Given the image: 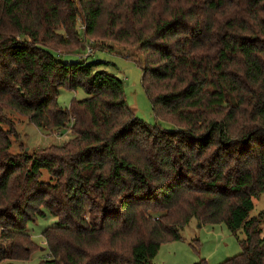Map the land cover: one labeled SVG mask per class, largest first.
Listing matches in <instances>:
<instances>
[{"label":"trees","instance_id":"obj_1","mask_svg":"<svg viewBox=\"0 0 264 264\" xmlns=\"http://www.w3.org/2000/svg\"><path fill=\"white\" fill-rule=\"evenodd\" d=\"M109 7L111 33L137 45L143 89L172 130L136 117L99 62H64L50 46L64 41L58 26L78 39V18L93 33ZM61 88L87 96L63 108ZM12 111L72 138L11 152ZM260 194L264 0H0V264L29 259L27 223L46 213L56 224L39 264H153L191 219L245 234L219 264H264V209L249 218Z\"/></svg>","mask_w":264,"mask_h":264},{"label":"rangeland","instance_id":"obj_2","mask_svg":"<svg viewBox=\"0 0 264 264\" xmlns=\"http://www.w3.org/2000/svg\"><path fill=\"white\" fill-rule=\"evenodd\" d=\"M60 4L62 18L68 19L67 6ZM108 12L99 21L93 33L87 34L83 22L78 18L75 22V36H69L62 27H57L59 34H62L60 44H50L55 52L60 55L59 59L64 62L74 61H95L98 66L106 70L124 82V97L128 106L135 113L136 117L146 123L154 125L159 123L166 130H172L174 125L164 121H158L152 110L151 103L143 89L141 78L142 71L138 64L133 61V57L138 56L137 45L131 40H117L111 33L108 23L110 17ZM86 59H83L85 58ZM87 96L81 88L68 90L61 88L57 101L65 108L68 107L73 98L83 99ZM7 119L11 121L9 128L14 131L12 137L11 152H20L22 149L28 153L38 151V153L50 151L51 146H61L68 143L72 138V132L68 128L61 130L39 129L31 124L28 119L17 113L8 112ZM57 152V151H56ZM51 176L47 170H42L41 179L50 181ZM253 208L249 212V218L257 216L264 209V195L260 194L253 199ZM85 218H91L86 211ZM56 224V218L50 214L39 217L33 222L27 223V232L31 235L37 249L32 251L29 259L15 260L13 264H39L43 259L49 257V252L45 239L42 235L44 229ZM262 234L264 235V221L261 222ZM181 239L163 243L152 259L153 264H194L200 259H205L207 264H219L229 259L241 251L239 241L245 238L242 230L232 234L223 224L201 225L197 220L191 219L181 230ZM198 240V243L194 241Z\"/></svg>","mask_w":264,"mask_h":264}]
</instances>
